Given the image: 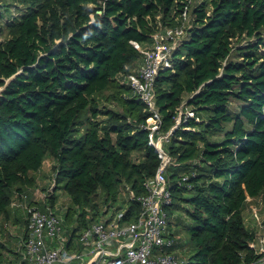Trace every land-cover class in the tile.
Segmentation results:
<instances>
[{
	"label": "trees",
	"instance_id": "16d2710c",
	"mask_svg": "<svg viewBox=\"0 0 264 264\" xmlns=\"http://www.w3.org/2000/svg\"><path fill=\"white\" fill-rule=\"evenodd\" d=\"M183 20L187 34L156 78V105L163 131L181 103L201 121L164 144L171 180L187 173L192 184L171 186L167 229L176 243L168 250L179 247L181 264L259 256L243 208L248 196L264 199V0H0V237L22 220L28 235L26 215H12L11 203L43 185L48 157L55 189L28 205L54 210L62 188L71 237L109 221L118 198L122 221L136 218L160 159L141 126L150 113L118 75L143 65L135 43L148 47L159 21ZM7 243L0 240V264H22L20 244Z\"/></svg>",
	"mask_w": 264,
	"mask_h": 264
},
{
	"label": "built area",
	"instance_id": "2783aa9c",
	"mask_svg": "<svg viewBox=\"0 0 264 264\" xmlns=\"http://www.w3.org/2000/svg\"><path fill=\"white\" fill-rule=\"evenodd\" d=\"M191 1L188 0L189 3ZM187 15L185 12L183 18L186 20ZM185 22L163 26L159 21L151 43L141 50L143 65L136 72L129 71L119 78L150 113L148 122L141 126L148 131V143L154 147L160 159L154 174L143 183L145 192L137 196L140 211L136 218L123 222L124 210H118L109 221L107 218L94 221L71 237L62 225L63 217L53 209L27 204L28 235L20 242L23 261L28 264L182 263L180 254L168 250L175 245L176 238L167 229V208L173 202L171 186L177 184L190 189L192 184L187 173L181 174L175 182L171 180L168 168L172 158L164 144L176 129L185 127L190 119L197 120V115L192 108L181 103L177 107L173 125L163 131L162 118L156 105L155 84L159 71L172 65L174 50L187 34ZM130 195L133 197V192ZM252 210L258 213L257 208L253 207ZM250 244L259 256L246 264H264V234L256 235Z\"/></svg>",
	"mask_w": 264,
	"mask_h": 264
},
{
	"label": "rangeland",
	"instance_id": "374dc122",
	"mask_svg": "<svg viewBox=\"0 0 264 264\" xmlns=\"http://www.w3.org/2000/svg\"><path fill=\"white\" fill-rule=\"evenodd\" d=\"M194 1L195 0H192L191 2H190V4H191V6H192V4L194 3ZM188 16V18H189V16H190V10H189V14L187 15ZM120 78H123V76L121 75V77ZM197 120L198 121H201L200 120V118L197 116ZM197 126H194V129L196 128ZM53 161H52V159L50 158V157H48L46 160H45V162H44V164L42 165V167H43V170H41V172L39 173L40 174V177H39V181L41 182V184H43V185H39V188H40V192H42L44 195H46V196H48V194L49 193H51V192H53L54 191V189H55V179H54V176H53V174H52V172H51V168H50V166H51V163H52ZM169 171V170H168ZM39 172V171H38ZM55 205H54V211L56 212V213H58V214H60L61 216H63V213L65 212V209L67 208V206H69L70 205V198H69V195L62 189V188H60V187H58V188H56V191H55ZM45 196V197H46ZM250 204H251V206L252 207H255V208H257L259 211H258V213L261 215V214H263V211L260 209V207H259V205L260 204H264V199H263V196H261V195H258L257 197H255V199L253 198V201L251 200L250 201ZM120 207V208H119ZM187 207H189V205H187ZM125 208V204H122V202H121V199H117L114 203H113V205H111L109 208H108V210H107V213L105 214L107 217H110V216H112L113 215V213L115 212L116 213V211H118V210H122V209H124ZM178 211V213L177 214H179L180 216H181V214L182 213H185L184 211H182V209H180V210H177ZM21 212V211H20ZM248 214V213H247ZM19 217H20V219L22 218V216L21 215H19ZM113 217V216H112ZM22 222H23V220H22ZM22 222H20V223H22ZM174 222H176V221H174L173 220V218H172V228L173 229H175V228H177V225H175V223ZM184 222V221H183ZM63 225H64V227H67L66 225H67V223H65V221L63 222ZM20 233H21V231L23 230V225L22 226H20ZM13 230H15V228L13 229ZM10 232L12 231V229H10L9 230ZM180 232H183L182 230H180ZM13 233L15 234L16 232H14L13 231ZM6 234L8 235V236H6ZM6 234H3V236L5 235V237H0V240H4V241H8V243L7 244H9L10 243V245H11V247L13 248V250L14 251H18L19 250V248H18V245L16 246L15 245V241L13 240V237H14V234H12V233H10V234H8V233H6ZM17 234V233H16ZM12 237V239H11V237ZM181 238V243L183 244V245H186L187 243V238H184L183 236H181L180 237ZM179 251H181V250H179ZM8 252V254L6 253V255H8V257L9 256H13V255H15L14 253L15 252H11V251H7ZM18 261H20V260H18ZM17 260H15V264H16V262H18Z\"/></svg>",
	"mask_w": 264,
	"mask_h": 264
},
{
	"label": "crops",
	"instance_id": "0c3cea01",
	"mask_svg": "<svg viewBox=\"0 0 264 264\" xmlns=\"http://www.w3.org/2000/svg\"><path fill=\"white\" fill-rule=\"evenodd\" d=\"M136 46L138 47V49L140 51L144 50L146 48L145 46H142L140 44H137ZM123 74L124 73H120L118 75V77L120 78L121 75H123ZM40 172H41V170L38 172V174ZM39 177H40V174H39ZM39 177L37 178L38 181H39ZM40 184H41V182H40ZM24 196H26V195L24 194L23 198L14 197V199L12 201L13 203H11V207L13 209V211H12L13 214L12 215L15 214V215L18 216V218H20L19 215H21L22 218H24V216L26 215V205L28 204L29 200H39V201H43L44 200L43 193L40 192L39 185H37V187H35L33 189L32 195L30 197L28 196V199L26 197H24ZM255 197H257V196H255ZM255 197L254 196L253 197L248 196L246 198L245 203H244V208H243V217H244L245 225L250 230L254 231L256 235H259L261 233L264 234V204H260L259 205L260 209L263 211V214L260 215L259 213H257V214L254 213L253 210H252L253 207L251 206L250 201L251 200L253 201V198L255 199ZM4 225L8 227L7 222H5ZM20 226H22V223L19 222V223L14 224V226L12 228H10V229H12V231L10 233L14 234L13 231L17 233V234L15 233L14 237H13V240L15 241V245L16 246L18 244H20L19 240L22 238V235H23L22 231L20 233V230H21ZM14 228H15V230H13ZM23 232H24V230H23ZM179 250H180L179 247H176V249H174L173 251L175 253L181 254ZM22 262H23L22 264H28L25 260L24 261L22 260ZM17 264H18V262H17ZM19 264H21V261H20Z\"/></svg>",
	"mask_w": 264,
	"mask_h": 264
}]
</instances>
